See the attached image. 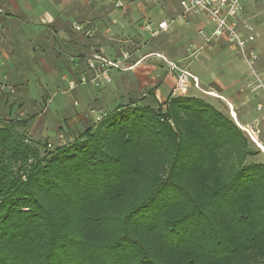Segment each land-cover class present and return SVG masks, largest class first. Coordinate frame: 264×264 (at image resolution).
I'll use <instances>...</instances> for the list:
<instances>
[{
  "label": "trees",
  "instance_id": "1",
  "mask_svg": "<svg viewBox=\"0 0 264 264\" xmlns=\"http://www.w3.org/2000/svg\"><path fill=\"white\" fill-rule=\"evenodd\" d=\"M28 124L0 123V264H264V162L206 100L147 89L54 149Z\"/></svg>",
  "mask_w": 264,
  "mask_h": 264
},
{
  "label": "crops",
  "instance_id": "2",
  "mask_svg": "<svg viewBox=\"0 0 264 264\" xmlns=\"http://www.w3.org/2000/svg\"><path fill=\"white\" fill-rule=\"evenodd\" d=\"M1 10L0 85L16 87L13 95L25 101L18 110L22 115L34 114L26 99L46 100L45 105L55 103L59 116L70 112L72 107L66 95L77 90L83 104L75 98L72 117L69 120L64 117V125L66 122L79 127V133L86 125H92L95 117L110 110L108 106H91L89 90L80 89L83 77L91 79L94 69L90 63L97 64L94 55H99L126 68L114 74L113 85L98 93L95 99L100 104L108 101L109 95V102L114 104L118 100L141 98L139 94L145 96L147 89H153L156 99L165 103L177 84V71L172 70V65H176L189 71L200 84L199 89L191 85L188 96L206 99L199 90L209 91L212 96L218 94L240 128L259 121L260 137L264 126V89L253 91L258 84L255 77L244 61L235 59V53L241 56L231 44L227 46L225 39L214 40L210 48L201 50V59L189 58L190 44L198 41L203 46L204 43L198 29L211 27L203 16L184 17L179 0H0ZM164 19L174 22L168 31L153 36L152 30ZM137 20L141 21L139 28L133 26ZM75 24L82 25L84 30L77 31ZM146 31L152 41L137 45L132 55L127 54L126 47L114 45L116 36H128L130 43ZM117 46L124 52L123 56L113 52L119 50ZM263 64L261 59L257 67H264ZM40 76L44 77L43 85L39 83ZM59 77L64 82L70 80L67 85L60 84ZM34 82L39 87H32ZM57 89L62 94L54 101ZM32 90L38 92V98L32 95ZM3 92L0 89V99ZM10 108L11 104L9 111ZM48 112L45 106L39 114ZM96 112H99L97 116ZM24 119L29 120L28 131H31V118ZM56 126L43 129V135L47 138L64 134L62 125Z\"/></svg>",
  "mask_w": 264,
  "mask_h": 264
},
{
  "label": "rangeland",
  "instance_id": "3",
  "mask_svg": "<svg viewBox=\"0 0 264 264\" xmlns=\"http://www.w3.org/2000/svg\"><path fill=\"white\" fill-rule=\"evenodd\" d=\"M247 13L248 16L251 17V22L254 23L253 25H255V30L257 31V35H256V49L259 53V59L257 62H260V60L262 59V61L264 62V0H247ZM170 20V19H169ZM172 20V19H171ZM139 22H141L140 20L135 21V23H133V26L135 28H139ZM139 30V29H138ZM142 37H137L136 39H133L130 43L127 42L128 40H130L131 38L128 36H116L115 39V43L114 45H119V47L123 46L126 47L128 51L127 54L132 55L134 54L137 50L135 49L137 47V45L144 43V44H149L152 41L151 35L149 33V31L142 33ZM226 41V40H225ZM227 46L230 45V43H226ZM204 46V47H203ZM199 44L198 41H193L190 46L188 47V55L190 59H201L203 56L201 54V50L202 51H206L208 48H210L211 44H207L204 45L203 44ZM118 47V46H117ZM118 47V48H119ZM231 47V45H230ZM202 48V49H201ZM114 53L118 54V55H122L124 54V52L121 51V49L119 48L118 51H113ZM112 53V52H110ZM235 53V52H234ZM235 59L238 60L239 62H245V64L247 65V67H249V70L251 72L250 66L248 65V63L245 61V59H243L242 57L240 58L236 53H235ZM257 62L255 64V70L258 74V76L260 77V79H262V83H263V89H264V67L260 66L259 68L257 67ZM244 64V65H245ZM99 66L101 67V64L99 63ZM264 66V64H263ZM102 68H106V67H102ZM171 69V68H169ZM185 69V68H182ZM123 70H126L125 66H123L122 64H120L119 68H114V67H107V75H109L111 77V81H107L105 80L103 77V69L101 68H96L95 70H93V75L90 77L91 79H89L88 77H83V80H86V82H82L83 84L81 85L80 89H87L90 92V99L92 100H88V102L91 101V106H95V108H97V105L99 106V108H104V106H108V108L111 111L113 109H116L118 107V103H120V105H128L133 101H142V97H143V93H140L139 95L141 96L138 97L136 96V99H127V100H118V102H116V104L109 102L110 101V95H109V100L105 101L103 104H100L99 99H95L98 96V93H100V91H102L103 89L107 88L108 86H111L115 83V77L114 74L118 73V72H123ZM186 70V69H185ZM66 74H68V70L66 69ZM38 73V72H37ZM252 74V72H251ZM87 75V74H86ZM96 75H99V78L97 80H95ZM253 76V75H252ZM70 79H68L66 82L62 81L59 77V83L61 82L62 84H66L69 82ZM41 81V82H40ZM43 81H44V77L40 76L39 77V83L40 85H43ZM191 81V80H190ZM60 83V84H61ZM191 85L195 86L197 89L200 88V84L199 86L195 85L194 83H192L191 81ZM32 87H39V84H37L36 82H34L32 84ZM190 88V87H189ZM248 88H250L248 86ZM6 91V90H5ZM3 92V96L5 97L8 96L9 98L5 99L3 97V99H0V123L4 124V122H7V120H10L11 118H16V117H20L22 119L24 118H31V126L30 128L32 129L29 132V136L35 140V141H40V142H44V141H48L49 144L51 145L50 148L54 149L55 146L57 144L59 145H64L66 143L72 142L73 139L75 140L79 134V127L77 126H72L71 124H68L65 122L64 125V117H68L69 118L72 117V113H73V107H75L74 100L75 98H77V100L80 102V104H83L81 98L76 95L78 92L77 90L75 92H70L69 94L66 95V97L69 98V103L70 106L72 107V110L67 111L65 114L59 116L56 115L55 112V103H49L47 105H45L46 100H40L38 99L36 100H31V99H26L27 105H29L32 113H34L33 115L30 114H24L22 115L21 112H19L18 110L21 108V106L25 103L24 100L17 98L16 96H14L13 94H8L6 92ZM56 91V90H55ZM200 91V94L202 95V97L206 98L204 100H207V102L212 103V105H214L216 108H218L220 111L224 112L225 114L229 115L232 119V115L229 112V108H227L224 104V102L222 100H219L220 98H218L216 95L218 94H214V96H212V94L209 93V91ZM189 91L186 94V96L189 95ZM56 97H54V101H57V97H60L62 94V91L57 89L56 93H55ZM113 97L116 95V92H112ZM32 95L34 97L38 98V92H36L35 90H32ZM179 96V95H176ZM211 97H215L216 99H213ZM203 99V98H202ZM260 100V99H259ZM99 102V103H95V102ZM262 102V101H261ZM9 104H11V108L9 111ZM47 106L49 112L48 114H39L40 112H42V110L44 109V107ZM9 111V112H8ZM19 112V113H18ZM101 112V111H100ZM97 113L99 114V112H96V116ZM105 112H101L99 114V116L95 117V122H97L98 120H100L102 118V116L104 115ZM100 118V119H99ZM57 123L62 125V128L64 129V134H62L61 136L58 135V137H45L43 134V129H45L46 127L49 128H56ZM87 127V125H86ZM242 129V128H241ZM67 130V131H66ZM244 130V129H242ZM45 131V130H44ZM72 131V132H71ZM245 131V130H244ZM246 132V131H245ZM60 134V133H58ZM246 134L249 136V134L246 132ZM63 137V138H62ZM249 138L251 139V137L249 136ZM252 143L254 144V147L259 150V155L256 157L257 160L259 161H263L264 162V126L262 127V132L260 134L259 137V141L258 144L256 142H254L251 139Z\"/></svg>",
  "mask_w": 264,
  "mask_h": 264
},
{
  "label": "built area",
  "instance_id": "4",
  "mask_svg": "<svg viewBox=\"0 0 264 264\" xmlns=\"http://www.w3.org/2000/svg\"><path fill=\"white\" fill-rule=\"evenodd\" d=\"M179 3L184 17L203 16L210 25V30H207L206 27H201L197 31L198 36L203 39V44L207 45L218 39L227 40L250 66L252 75L258 83L252 88L253 91L263 88L262 79H260L255 70V64L259 59V53L255 46L257 32L255 25L250 21L251 17L248 16L246 0H179ZM173 22V20L167 19L159 21L157 27L152 30V35L158 36L168 31ZM74 28L77 31L84 30V27L80 24H75ZM94 59L98 63L91 62V68L94 70L96 68L103 69V78L108 82L111 81V77L106 72L107 67L119 68V63L110 61L99 55H94ZM172 70L177 71V84L173 90V95H186L191 86V81L196 86H199L198 79L189 71L179 68L176 65H172ZM98 78L99 75H96L95 80ZM83 82H86V80H83ZM0 89L9 91L12 94L16 91V87L4 83L0 85ZM261 107L260 105L259 109ZM242 129L258 144L260 133L259 121L247 125Z\"/></svg>",
  "mask_w": 264,
  "mask_h": 264
}]
</instances>
